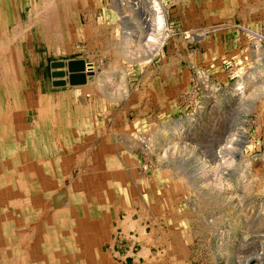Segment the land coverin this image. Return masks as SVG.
Returning a JSON list of instances; mask_svg holds the SVG:
<instances>
[{
  "label": "rangeland",
  "instance_id": "374dc122",
  "mask_svg": "<svg viewBox=\"0 0 264 264\" xmlns=\"http://www.w3.org/2000/svg\"><path fill=\"white\" fill-rule=\"evenodd\" d=\"M125 2L0 0V110L21 126L0 137V223L13 210L15 233L36 224L27 249L2 248L20 239L0 226V264H96L78 228L111 264H264V0H162L169 36L153 57L146 39L125 53L142 19L120 16ZM41 159L59 167L44 175ZM50 203L63 212L53 227ZM127 219L148 224L136 261L111 243L136 229Z\"/></svg>",
  "mask_w": 264,
  "mask_h": 264
},
{
  "label": "bare ground",
  "instance_id": "6f19581e",
  "mask_svg": "<svg viewBox=\"0 0 264 264\" xmlns=\"http://www.w3.org/2000/svg\"><path fill=\"white\" fill-rule=\"evenodd\" d=\"M125 1V0H124ZM52 2V1H51ZM50 2V3H51ZM53 3V2H52ZM123 3V2H122ZM140 4H142V6L140 5ZM128 5V6H127ZM52 6V5H51ZM50 7V6H49ZM116 7V6H115ZM117 7H118V5H117ZM136 8V9H140L141 10V17L140 18H142L141 19V21H140V23H141V25H140V40H138L137 38H136V36H139V35H136V34H134L133 32V34L130 32V34H128V36H127V38H126V41L124 42V44H123V46H124V51H125V53H127V54H130V53H134L133 52V45L136 47H139L140 46V44H139V41H142V40H145L146 39V41L144 42V45H147L149 48H150V54H149V56H155V55H157L159 52H160V49H161V47H163L162 45H163V43H164V38L166 39L169 35H168V29H169V27H168V17H167V14H166V9H165V6H164V4H163V2H162V0H148V2L147 3H145V2H143L142 0H126V2H125V4H123V7H122V9H120L119 11V13H120V16H122V17H125L126 15L125 14H127V13H125V11L124 10H126V12H129L130 10H131V8ZM48 8V7H47ZM130 8V9H129ZM52 9V7L50 8V10ZM39 10V9H38ZM254 10V9H253ZM47 11V10H46ZM45 11V12H46ZM49 11V10H48ZM123 13H125L124 15H123ZM36 14H37V16H39L40 14H39V12H37L36 11ZM44 15L42 16V19H43V22H44V26L45 27H48L47 26V22H49V21H51L52 19H51V17H50V14H51V16L53 15L54 16V14L55 13H53V11H49V12H47L46 14L45 13H43ZM24 17V16H23ZM52 18H54V17H52ZM51 19V20H50ZM54 21L56 20V17L53 19ZM33 21V20H32ZM32 23V22H31ZM20 24V23H19ZM52 26V25H51ZM51 30H53V29H51ZM55 30V29H54ZM15 31V30H14ZM55 32V31H54ZM57 32V31H56ZM54 34V33H53ZM54 37V36H53ZM55 38V37H54ZM52 40V39H51ZM2 41H3V43H2ZM2 41L0 40V47H4L5 46V44L7 43L5 40H3V38H2ZM46 41V40H45ZM45 41H43V42H45ZM51 42V41H50ZM49 43V42H48ZM43 46V45H42ZM107 46V45H106ZM122 46V47H123ZM46 47H47V45H46ZM121 47V46H120ZM25 48V47H24ZM146 48V47H145ZM149 48L148 49H146L147 51L149 50ZM142 49L144 50V47H142ZM258 49V48H257ZM5 50V49H4ZM40 50V49H39ZM59 50V49H58ZM137 50H138V48H137ZM140 51H141V49H140ZM4 52H6V50L4 51ZM38 52V51H37ZM139 52V51H138ZM149 52V51H148ZM25 53V52H24ZM137 53V52H136ZM54 54H55V52H54ZM35 55V54H34ZM7 56V55H6ZM9 57V58H8ZM7 58L9 59L8 60V62H7V64H8V67H10V69H11V74L13 73L15 76H17L16 74H17V72H16V70H15V66H14V62H15V58H14V55H13V53H11L10 54V56H8ZM36 57V56H35ZM4 58H5V56H4ZM29 59V58H28ZM6 61V60H5ZM4 63V62H3ZM86 68H93V66H91V65H87V67ZM9 70V69H8ZM93 70V69H92ZM20 73V72H19ZM5 75V74H4ZM10 76V75H9ZM8 76V77H9ZM254 78V77H253ZM16 79V78H15ZM14 79V80H15ZM17 81V80H16ZM15 81V82H16ZM111 83V82H110ZM13 84V83H12ZM16 84V83H15ZM109 84V83H108ZM9 85H11V83H9ZM21 85V84H20ZM10 92V91H9ZM21 101V100H20ZM18 102V106H20L21 104H25L26 106H32V107H34V105H33V103H30V102H26V101H24V102ZM38 103L39 104H41L42 102H41V100H39L38 101ZM16 105V106H17ZM39 107V112H40V118H41V120H46L45 119V116H46V112H47V110H48V107H46V106H38ZM22 108V107H21ZM15 110V111H14ZM9 111H10V115L8 116V114L7 113H4L2 110H0V121H2V122H4V123H6V124H8V126H7V128L4 130V132L6 133V134H4V135H2V132L0 133L1 135H0V137H1V139H6L8 136H12L13 134H14V131H16V132H19V131H21L20 130V128L19 127H21L20 125H19V123H18V121H16V120H18V112L16 111V109H9ZM35 111H36V109H35ZM34 111V112H35ZM27 112V111H26ZM28 115V114H27ZM35 115V114H34ZM35 117V116H34ZM36 119V118H35ZM22 120V119H21ZM56 120L57 121H60V120H63L61 117H58V115H57V117H56ZM49 121V120H48ZM60 122H62V121H60ZM35 126V125H34ZM7 130V131H6ZM10 131H12L10 134L8 133V132H10ZM37 133V132H36ZM8 135V136H7ZM10 138L8 137V140H9ZM228 140V139H227ZM226 140V141H227ZM6 141V140H5ZM66 144L64 145V149L66 150V151H69L70 152V150H69V148H70V144L68 143V142H65ZM232 143V142H231ZM4 144H5V142H4ZM85 144H83V143H80V145L79 146H72L71 147V151H74V149H75V147L76 148H79V147H83ZM228 145V144H227ZM4 147H6V149H5V152H7V153H9V155H12V152L13 151H15V147H18L17 145H13V144H10V142L8 143V145H6V146H4ZM63 148V147H62ZM92 148V147H91ZM94 148V147H93ZM87 149H89V148H87ZM76 150V149H75ZM78 150V149H77ZM85 152V151H84ZM17 153V152H16ZM42 154V153H41ZM83 155H85V153L83 154ZM100 156L102 155V153H100L99 154ZM87 156V155H86ZM90 156V155H89ZM78 157V156H77ZM83 157V156H82ZM85 157V156H84ZM92 157V156H91ZM12 158V157H11ZM80 158V157H79ZM88 158V157H87ZM17 161V160H16ZM39 163V168H42V164L43 165H45V164H47V167H48V169L46 168V170L45 171H43V174L45 175V173H48V172H50L52 169H54V167L56 166L57 167V165H58V167H59V164H58V161L56 160V161H53L52 159H48V160H43V159H41L40 161H38ZM15 164V163H14ZM30 164V163H29ZM13 165V164H12ZM201 165V164H200ZM199 165V166H200ZM203 165V164H202ZM201 165V166H202ZM6 167V166H5ZM45 167V166H44ZM203 169V168H202ZM201 169V170H202ZM10 170V169H9ZM13 170V169H12ZM42 171V170H41ZM71 172V171H70ZM12 174V173H11ZM34 174H36V175H40V174H38V173H34ZM43 175V176H44ZM68 176H72V173H69V174H67V177ZM12 177V176H11ZM22 177V176H21ZM63 178H65V176L63 177ZM63 180H65V179H63ZM54 182V179L51 177V176H47V177H44V179H43V183L44 184H46V185H48L49 187L51 186V184ZM12 183V182H11ZM74 183V182H73ZM13 187H14V185H13ZM16 187V186H15ZM51 188V187H50ZM93 189H96V185L94 186V187H92ZM101 188V190H102V192H107V195L109 196V199H110V203L111 204H114L116 201H117V198H118V195L116 196L115 194H114V192L112 193V196H111V190H106L105 188H104V186L101 184V186L100 185H97V189H100ZM90 189V188H89ZM221 189V188H220ZM41 191H43L42 189H40V191H37V189L35 190V193L37 194V195H40V194H44V193H41ZM44 192V191H43ZM51 192V191H50ZM72 193V192H71ZM225 194V193H224ZM71 195V194H70ZM85 195H87V193H85ZM72 196V195H71ZM76 196V195H75ZM27 197V196H26ZM78 197V196H77ZM82 197V196H81ZM25 199V198H24ZM44 199V198H43ZM57 199V198H56ZM27 200V199H26ZM47 200V199H46ZM202 200H203V198H202ZM57 201V200H56ZM7 202H8V204H13L10 200H9V197H8V200H7ZM79 202V201H78ZM18 203V202H17ZM16 203V204H17ZM31 206V205H30ZM49 208H48V222L50 223V225H52L51 227H53L54 225H55V221H58V219H60V217H62L63 216V212L61 211H56L55 209H54V207L51 205V203L49 204V206H48ZM81 207H83V205H82V203H81ZM17 210V209H16ZM18 211V210H17ZM129 213V212H128ZM20 214H21V212H20ZM19 216V215H18ZM42 217V216H41ZM126 217H128V216H126ZM129 217H131L130 215H129ZM66 218H68V217H66ZM3 219V218H2ZM57 219V220H56ZM118 219V218H117ZM81 220H83V217L82 216H80V214H78V221L80 222ZM127 220H130L131 222H130V224H128V226H135L138 222L137 221H133L132 219H127ZM126 220V221H127ZM206 221V220H205ZM41 222V221H40ZM48 222H46L47 223V225H49V223ZM61 222L62 223H64V225H66L67 227H68V230H67V232L70 230V232H74L75 231V228L73 227V225H72V223H73V220L70 222L69 220H67V219H65V218H63V219H61ZM39 223V222H38ZM206 223V222H205ZM1 225V228L3 229V230H5L6 231V233L8 234V237H11L12 235H16L20 240V243L19 244H17V245H10V240L9 239H7V242H8V246H5V247H2V248H10V249H13V248H22V247H25L26 249L27 248H30V247H33V246H36V244L35 243H33L32 241H30L29 240V238L32 236V235H35V229H36V224H29L28 226H29V228H32L30 231H22V232H17V233H15V231H16V226H15V224H16V220H15V215H14V212H13V210L12 211H10L7 215H6V217H5V223H0ZM141 225V224H140ZM139 225V226H140ZM125 226H126V224H125ZM211 226V225H210ZM96 228H98V227H96ZM126 228V227H125ZM132 228V227H131ZM102 228H100V230H101ZM213 229V228H212ZM29 230V229H28ZM203 230V229H202ZM116 231V230H115ZM141 231V230H140ZM86 232V231H85ZM205 232V231H204ZM82 234L86 239V241H87V247L88 246H90V249L92 250V253H93V258H94V260H95V263L96 264H111L106 258H104V257H102L101 255H100V253L98 252V249H97V247H96V239L94 238V235H95V233H93L92 235H90V232L88 233V232H86L85 234H84V231L83 230H81V229H76V233L75 234ZM145 233V232H144ZM143 233V234H144ZM63 234V233H62ZM51 235V234H50ZM52 236V235H51ZM144 236V235H143ZM7 237V238H8ZM79 237H81V236H79ZM138 239V238H137ZM142 239V238H141ZM82 242V241H81ZM111 243H114V242H111ZM77 245V244H76ZM143 245V244H142ZM49 246L51 247V248H54L56 245L55 244H53V243H49ZM144 247H147V246H145V245H143ZM221 246V245H220ZM84 247V246H83ZM143 248V247H142ZM55 249H57V247H55ZM146 250V252H149V249L147 248V249H144V251ZM128 251V250H127ZM152 252V251H151ZM155 254V253H154ZM84 255V254H83ZM111 255H112V253H111ZM142 255V254H141ZM125 256V255H124ZM165 256V255H164ZM149 257V256H148ZM222 257V256H221ZM128 258V257H127ZM139 259V258H138ZM108 261V262H107ZM4 263L5 264H10V262H9V260L7 259V260H5L4 261Z\"/></svg>",
  "mask_w": 264,
  "mask_h": 264
},
{
  "label": "crops",
  "instance_id": "0c3cea01",
  "mask_svg": "<svg viewBox=\"0 0 264 264\" xmlns=\"http://www.w3.org/2000/svg\"><path fill=\"white\" fill-rule=\"evenodd\" d=\"M136 221L138 222L137 219H136ZM144 221H145V223H144ZM138 225H140V228L138 227ZM144 225L148 226L146 220H142L141 223L138 222V224L135 225L136 229L131 228L129 231L126 232L123 228V229H121V231H118L117 234L115 235V239H114V243H113V249L118 251V252L125 251L124 254H128L127 256H130V253L135 254L133 256H134V260L136 261V259L139 258L137 256H139L142 252L146 253V250L144 251V249L148 248V247L143 246V245L147 246L146 227L144 228ZM131 233H133V234H131ZM137 234H139V235L143 234L144 235L143 239L141 241L143 243H140V241L138 239H134V236H136ZM137 241H139V242H137ZM136 243H139L141 245V250H140L141 253L139 252V254L134 252Z\"/></svg>",
  "mask_w": 264,
  "mask_h": 264
}]
</instances>
